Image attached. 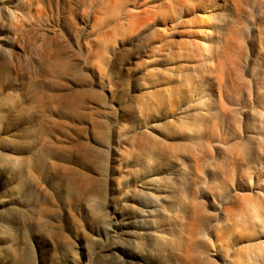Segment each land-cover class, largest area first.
<instances>
[{"label":"bare ground","instance_id":"bare-ground-1","mask_svg":"<svg viewBox=\"0 0 264 264\" xmlns=\"http://www.w3.org/2000/svg\"><path fill=\"white\" fill-rule=\"evenodd\" d=\"M8 117V163L75 148L81 198L111 154L129 263L264 264V0H0Z\"/></svg>","mask_w":264,"mask_h":264},{"label":"rangeland","instance_id":"rangeland-1","mask_svg":"<svg viewBox=\"0 0 264 264\" xmlns=\"http://www.w3.org/2000/svg\"><path fill=\"white\" fill-rule=\"evenodd\" d=\"M14 125L9 117L0 121V150L5 155L0 162V222L26 218L23 224L21 218L15 223L11 236L0 231V264H131L122 251L131 237V225L119 211L125 200L110 190V173L105 171L111 154L98 158L101 171L92 173L99 179V189L87 200L78 196L62 172L50 168L52 161L87 166L75 148L49 152L35 163L32 176L8 163L15 152L2 137L17 135ZM55 135L62 137L53 131L51 136Z\"/></svg>","mask_w":264,"mask_h":264}]
</instances>
